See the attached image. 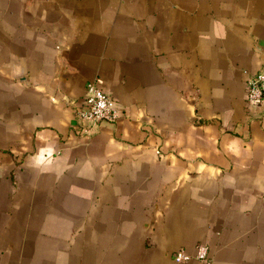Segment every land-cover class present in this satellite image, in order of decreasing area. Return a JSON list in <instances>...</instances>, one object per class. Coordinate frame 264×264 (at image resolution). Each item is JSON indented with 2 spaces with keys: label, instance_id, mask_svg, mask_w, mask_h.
I'll return each instance as SVG.
<instances>
[{
  "label": "crops",
  "instance_id": "0c3cea01",
  "mask_svg": "<svg viewBox=\"0 0 264 264\" xmlns=\"http://www.w3.org/2000/svg\"><path fill=\"white\" fill-rule=\"evenodd\" d=\"M260 70L264 0H0V264H264Z\"/></svg>",
  "mask_w": 264,
  "mask_h": 264
},
{
  "label": "built area",
  "instance_id": "2783aa9c",
  "mask_svg": "<svg viewBox=\"0 0 264 264\" xmlns=\"http://www.w3.org/2000/svg\"><path fill=\"white\" fill-rule=\"evenodd\" d=\"M245 99L249 104H264V70L247 76L245 81ZM74 113L81 122V131L90 135L93 125L116 117L114 100L96 82L88 81L80 102L74 106ZM175 262H187L198 259L203 262L210 260L208 248L205 244H198L193 254L184 248H178L172 254Z\"/></svg>",
  "mask_w": 264,
  "mask_h": 264
}]
</instances>
